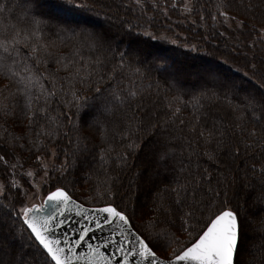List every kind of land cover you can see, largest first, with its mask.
Listing matches in <instances>:
<instances>
[{
    "label": "snow or ice",
    "instance_id": "1",
    "mask_svg": "<svg viewBox=\"0 0 264 264\" xmlns=\"http://www.w3.org/2000/svg\"><path fill=\"white\" fill-rule=\"evenodd\" d=\"M21 2L25 6L32 5L33 15L41 6L39 0ZM96 3L98 0H66V6L53 4L52 7L65 15H78L77 10L94 12ZM149 3L152 9L167 15V0L163 7L159 0H121V6L126 11L139 10L142 16L147 15ZM182 6L189 14L195 9L193 0H184ZM171 7H177L175 0ZM240 7L251 11L253 5L240 0ZM230 8L231 5L226 4L225 0L216 4V12L219 17H223V23L231 26L234 22L239 29L247 28L245 20L237 19V15L231 14ZM6 11H9L8 7L0 4V13ZM109 11L111 9L103 12L105 21L112 22L107 27L92 19L77 22L84 27L79 32L73 30L74 43L67 55L43 41L40 20H32L30 28L19 30L7 22L0 24V75L15 89L9 96L3 95L8 91V84L0 89V117L6 119L10 115L15 116L19 106L22 117L28 121V131L17 136L5 129L6 135L0 140L13 150L17 146L25 148L24 144L17 142L26 140L28 147L25 150L38 153L35 159L38 168L43 171L40 181H36L38 170L25 169L22 175L30 178L31 189L25 188L17 178V169H24L19 156L15 157V162H10L8 153L0 147V166L6 173L5 177L0 178V264H264V216L247 220L238 211L224 206L212 211L220 202L219 198L227 196L229 184L237 183L238 178L229 175L231 169L229 173L222 172L219 177H214L209 168L202 167L198 162L195 170L192 166V157L201 154V142L203 155L213 163L219 160L222 152L233 160L240 159L242 148L245 154L256 149L264 153V74L254 83L253 77H248L252 83L251 90L239 102H235L237 86L229 70L219 65L203 69L206 90L199 97H194L193 119L188 125L189 132L196 138V146L193 147V140H188V161L181 160L177 167L173 163L177 155L175 145L168 140L160 144L158 163L166 172L172 173V178L155 193V215L144 221L143 231L136 228L134 217L126 209L107 202L111 192V184L107 180L102 182L106 185L103 192L100 186L94 189L95 195L90 202L96 201V206L92 208L77 203L65 186H57L46 197H40L41 184L48 182L50 171L58 172L63 177L74 163L73 158L88 151L87 138L83 141L77 139L73 143L68 133L64 132L71 146L64 152V163L59 166L50 163L44 154L47 147L44 141L57 138L64 127L59 115L53 116L49 107L50 100L58 95L57 79L60 71L65 73V77L59 79H65L71 86L68 91L72 99L65 101L66 106L71 105L78 110L87 106L94 112V124L106 143L99 152L101 162L108 163L115 151L108 143L109 136L112 140L118 135L121 140L131 141L125 145L126 152L116 157L120 164L127 165V153L135 152L138 147L132 139L134 126L136 132L145 133L156 127L155 124L141 127L144 120L138 119L134 113L130 114L132 101L142 92L130 79L129 86H124L126 71L134 75L140 72L127 58V53L120 52L118 60L115 56L110 60L102 56L85 60L83 53L85 50L91 53L111 51L114 37L110 29L113 24H118L117 31L124 36H143L153 40L164 37H157L146 27L140 30V24H133L124 18L117 19L109 15ZM95 14L101 15L100 12ZM211 18L217 21V15ZM151 20L148 17L145 23ZM252 28L257 37L252 45L255 47L257 43L264 42V24L260 28L255 25ZM134 43L141 45L144 41L135 40ZM191 50L196 51V46L192 45ZM49 59H54L58 65L56 72L48 70ZM109 63L112 67L100 75ZM42 67L44 71H41ZM251 68L255 71L256 65L253 63ZM217 73L223 79L218 78ZM244 75L248 76V73ZM104 80L113 81L114 84L109 83L103 89L93 87ZM44 81H48L51 87ZM75 83L94 91L91 101L89 97L82 96L79 90H73ZM59 92L68 94L63 89H59ZM202 99H222L232 113L234 123L214 119L211 127H208L207 114L200 111L203 108L200 103ZM173 105L174 101L168 102L171 113L168 123L175 125L182 109ZM41 121L44 123L41 124ZM179 124L185 125V121L179 119ZM34 125L40 131H34ZM73 129H77V126L73 125ZM8 136H11V140ZM213 144L215 147H210ZM51 156H56L55 150ZM252 160L250 165L245 162L247 166L241 179L245 187L255 193V201L264 204V157L257 161L253 156ZM222 188L224 191H221ZM37 198L41 199L40 203H36ZM222 203L226 204L227 201ZM73 208L86 223L82 222L78 228L69 231L67 216ZM105 226H109L108 236L103 237L100 243H91V240L96 239L94 233L103 231ZM249 229L259 234V245L254 242L249 245ZM193 231L196 232L195 238L188 239L192 237ZM185 235L188 238L182 239ZM81 248L86 251H80ZM109 248L112 249L111 254H108Z\"/></svg>",
    "mask_w": 264,
    "mask_h": 264
},
{
    "label": "trees",
    "instance_id": "2",
    "mask_svg": "<svg viewBox=\"0 0 264 264\" xmlns=\"http://www.w3.org/2000/svg\"><path fill=\"white\" fill-rule=\"evenodd\" d=\"M40 1L48 3L50 6L53 4H64L66 6V0ZM159 2L163 7L165 0H159ZM219 2L220 0H193L195 9L189 17L184 13L182 6L184 0H175L177 4L176 8L171 7L173 0H167L169 9L167 10V15H164L162 11L152 9L150 3L146 10V16H142L139 10L134 12L126 11L121 6V0H98L94 12L77 10L79 13L78 15H67V17L72 16L73 18L92 19L89 13L94 14L100 12L102 15L103 12L111 9V11L108 12L109 15L117 19L124 18L130 20L133 24H140V30L146 27L157 37H164L163 39L158 38L153 40L143 36L136 37L132 35L128 37L122 34L117 45L111 46V51L91 53L85 50L83 53L85 60H89L96 56L107 57L109 60L115 56L118 60L120 52L127 53V58L131 60L135 68L140 69V72L138 75H134L126 71L123 77L124 86H129L130 79L142 92V95L132 101L130 114L134 113L138 119L144 120V125L141 127H147L150 124H155L156 127L153 131L145 133L144 131L136 132L134 126V135L132 139L137 142L138 147L135 152L127 153V165L120 164L116 157L117 154L126 152L125 145L131 141L121 140L118 135L115 140H112L109 136L108 143H111L115 151L112 153L108 163L105 164L101 162L99 160V152L102 147L106 146V143L102 140L101 134L94 124V112L87 106L79 110L71 105L66 106L65 101H71L72 99L68 91L71 86L65 79H59V77H65V73L60 71L57 79L58 95L50 100L49 107L53 116L59 115V118L64 122V127L60 129L57 138L44 141L47 146L44 154L48 156L49 160L52 159L53 163L57 166L64 163V152L71 147L69 145V139L64 137V132L68 133V137L73 140V143H75L77 139L83 141L84 138H87L88 151L74 157V163L70 160L72 166L68 168V171L63 177H61L58 172L50 171L48 185L51 187V191H54L57 186H65L73 199L86 206L94 207L96 206V201L90 202L91 197L95 195L94 189L100 186V190L103 192L106 185H103L102 182L107 180L111 184V192L107 202L114 203L120 208L126 209L128 214L134 217L133 223L136 228L143 231L142 225L144 221L148 220L150 216L155 215L153 212V201L156 198L155 193L169 182L172 178V173L155 171L149 180H144V170L139 178L133 176L134 167L140 165L144 169L147 168V163H149V161L147 160L148 158L145 152L151 151V147L155 144L154 140L157 142L160 140L159 138H166L175 145L177 152L175 164L177 167L181 160L185 162L188 161V140H193V147L196 146V138L192 136L188 128L189 122L193 119L194 97H199L200 94L206 90L204 77H200L198 82L195 81L191 83L189 81L187 82V80L185 81V79L180 76L175 78L174 73L179 71L178 68H173L169 72L164 73L163 71L166 70L167 66L173 65L175 62L173 61L174 59L170 60L167 55L172 54L173 57L175 56L179 59L183 58L185 60L195 61L194 64L198 63V61L210 64L212 60L216 66L219 65L222 68L228 69L229 74H233V80L237 86L234 96L235 102H239V99H242L247 92L251 90L252 83L249 82L248 77H253L254 83L257 81L256 78H260V75L264 73V62L260 59L264 53V42L257 43L255 47L252 46L253 41L257 40L252 26L255 25L256 28H260L261 25L264 24V0H245V3L250 2L253 5L251 11L242 9L240 7V0H225L226 4L231 5L229 9L231 14L237 15V19L245 20V23L248 25L245 29L237 28L239 30L235 31H229L226 23L222 21L223 17L218 16L216 4ZM13 3V0H0V4L6 5L9 9V11L0 13V24L7 22L10 25H15L19 30L30 28L32 26V20H40L42 21L40 27L42 29L43 41L54 45L55 50L62 51L65 55L71 51L74 43V38L72 36L73 30L79 32L80 29L56 25L45 19L40 11L37 10H35L36 15H33L30 4L27 6L22 4V10L20 8H13ZM113 9L118 11L117 15L112 13ZM54 10L61 16L65 15L56 8H54ZM85 14L88 17H86ZM200 15H202L203 21L199 20ZM213 15H217V21L212 20L211 17ZM148 17H151L152 20L145 23ZM95 21L97 24H101L100 20ZM172 27L176 28L177 33L182 36L173 34ZM221 33H223V35H221ZM135 40H141L144 41V43L136 45L134 43ZM229 40L236 46L234 51H232L229 46ZM192 45L196 46V51L191 50ZM251 48H256L257 52H252L254 53L255 61L248 64V54H244L242 51L243 49H245V51H250ZM141 52L146 53L148 56H150V54L158 55L162 59L156 61L145 59L140 55ZM168 59L170 60L169 64L167 62ZM253 63L256 65V69L252 72L251 65ZM205 64L201 66H205ZM47 67L49 71L56 72L58 65L55 63L54 59H49L47 61ZM111 67L112 65L109 63L107 68H105L100 75H103L104 72ZM41 71H44L43 67ZM245 73H248V76H245ZM251 74H254V76ZM97 79H99V77H97ZM44 83L51 87L48 81H44ZM109 83L114 84L113 81L104 80L99 84H94L93 87L98 86L103 89L107 88ZM5 84H8V91H5L3 95L9 96L15 89L2 75H0V89H2ZM59 89H63L64 92L68 94L64 95L60 93ZM73 90H79L80 94L89 97L90 101L95 95L92 89L79 83H75V88ZM169 101H174L173 106L182 109L175 125L168 123L171 114L168 107ZM11 102L15 103V100ZM41 103H43V101H41ZM200 103L203 105L200 111L207 114L208 127H211L214 119H223L228 124L234 123L233 115L222 99L220 101L202 99ZM179 119H183L185 125H180ZM43 123L44 122L41 121V124ZM27 125L28 121L22 117L20 107L18 106L15 116L10 115L6 119L0 117V137L6 135L5 129H7L8 133L20 136L25 131H28ZM73 125H76L78 130L73 129ZM33 129L37 132L40 131V128L35 125ZM181 129L183 130L181 131ZM8 139L11 140V136H8ZM20 143L24 144L25 148L28 147L26 140L17 142V144ZM182 146L183 151L181 152ZM0 147L8 153L10 162H15V157L19 156L20 162L24 165V169H17V178L19 179V174L21 173L20 181L22 184L26 181V178L22 177V172L25 169H39L35 159L38 153H36L35 150L27 151L25 148H20L18 146L13 150L8 144H5L3 140H0ZM210 147H215V145L213 144ZM53 150L56 152L54 158L51 156ZM199 151L201 153L199 156L192 157L193 170H195V165L198 162L202 167L209 168L214 177H219L222 172L226 173L227 169H231L234 174L239 173L238 176L240 180L238 183L233 184V187L229 184L226 189L227 196L222 195L219 198L220 202L216 204V207L213 208L212 211L215 212L224 206L238 211L241 217L247 220L251 219L252 216H256V218L264 216V211H261L264 209V204L256 202L255 209H253V205L251 209L246 205L249 200L247 195L251 191L253 192V190L245 187V182L241 179L244 176V170L247 166L245 162L250 165V163L253 162V156L259 161L264 157V153L256 149L254 151L249 150L248 153L245 154L242 148L240 159L233 160L222 152L219 160L213 163L208 161L207 157L203 155L202 142ZM5 176L6 173L4 168L0 166V177L2 178ZM137 182H139V185ZM137 190L140 192L139 195L137 194ZM221 191H224V189L222 188ZM223 201H227V203L223 204ZM195 235L196 232L193 231L192 237L187 238L194 239ZM250 242L251 239L249 237V245Z\"/></svg>",
    "mask_w": 264,
    "mask_h": 264
},
{
    "label": "rangeland",
    "instance_id": "3",
    "mask_svg": "<svg viewBox=\"0 0 264 264\" xmlns=\"http://www.w3.org/2000/svg\"><path fill=\"white\" fill-rule=\"evenodd\" d=\"M14 3H13V8H20V9H23V6H22V2L21 0H13ZM39 3H40V7H38L36 10L37 11H40V13L44 16L45 19L55 23L56 25H59V26H66V27H76L78 29H81L82 27H84L83 24H78L77 22L78 21H81L83 20L82 18H73L72 16H68L67 15H60L59 13H57L54 8L52 6H50L48 3H44L43 1H40L39 0ZM31 8H32V5H31ZM169 10V9H167ZM112 13L114 15H117L118 11L116 9H113L112 10ZM184 13L187 15V17L191 16V14L187 13L184 11ZM90 14V17L94 20H100L101 21V26H104V27H107V24L108 23H112L111 21H105V19L103 18V14L100 15V16H97L95 13L92 14V13H89ZM168 14V12H167ZM86 15V14H85ZM86 17H88L86 15ZM84 18V17H83ZM199 20L203 21V17L202 15H200V18ZM223 21V19H222ZM175 22V21H174ZM226 26L228 27V30L229 31H235V30H239L237 29L236 27V24L232 22L231 26H229V24H226ZM117 28H118V24H113V27L111 28L110 32H111V35L114 37L113 39V42H112V45H117V42L119 41V38L122 36V33L117 31ZM172 33L173 34H176V35H179V36H182L180 34L177 33L176 31V28H173L172 27ZM228 36V35H227ZM184 37V36H183ZM236 38H238L237 36H235ZM186 38V37H185ZM211 38V37H210ZM111 45V46H112ZM229 46L231 47V50L234 51L236 49V46L233 45V43L231 42V40H229ZM244 54H248V64L249 63H252L254 62L255 58H254V53L257 52L256 48H251L250 51H245V49H243L242 51ZM254 52V53H252ZM143 58L145 59H152L154 61L158 60V59H162L160 56L158 55H151L148 56L146 53L144 52H141L140 54ZM169 56V59L170 60H173L175 61L173 65H168L166 70L163 71L164 73L165 72H169L170 70H172L173 68H178L179 71H177V73H174L175 75V78L177 76H180L182 78L185 79V81L187 80V82H195L197 81L198 82V79L201 77H204V72H203V69L209 67V66H216V64L211 60L212 63H202L200 61H198V63L194 64L195 61H189V60H185L183 58H176L175 56L173 57L172 54H169L167 55ZM167 60L168 64L170 63L169 61L170 60ZM262 59V61L264 62V53L262 55V57L260 58ZM180 62V63H178ZM194 64V65H193ZM205 66H201V65H204ZM175 65V66H174ZM193 65V66H191ZM253 72V69L251 70ZM178 74V75H177ZM264 74V73H263ZM218 78L220 79H223V76H221L219 73L216 74ZM231 76V78L233 79L234 76L233 74H229ZM252 76H254V74H251ZM178 78V77H177ZM256 78V77H255ZM257 80H259V78H256ZM221 116V115H220ZM222 118H224L223 116H221ZM155 139V138H154ZM160 140H158L157 142H155L154 140V143L153 144V147H151V151H147L145 152V155L147 156V160L149 161V163H147V168L144 169L142 166L140 165H136L134 167V171H133V176L136 178L140 177L141 173L143 172L144 170V180H149V178L153 175V173L155 171H160V172H163L165 171V169L158 163V159H157V152L159 151V147H160V144L164 141V140H168L166 138H159ZM169 141V140H168ZM50 163H53L52 159L49 160ZM175 163V161L173 162ZM38 170V175L36 176V181H40L41 177L43 176V171L40 170V169H37ZM229 169H227V172L228 173ZM239 173H235L231 170L230 172V175L231 176H236L238 178V181L240 180L239 179V176H238ZM21 173L19 174V179H21ZM22 177L26 178V181L23 183L24 184V187L25 188H28V189H31V182L30 181V178H28L27 176H24L22 175ZM1 178V177H0ZM238 183V182H237ZM137 184L139 185V182H137ZM232 187L234 186L233 184H231ZM235 188V187H234ZM250 189V188H248ZM51 187H49L48 185V182L47 183H43L41 184V192H40V197H45L49 191H51ZM252 190V189H251ZM137 194L139 195L140 192L139 190H137ZM130 195V194H129ZM250 195V196H249ZM249 197V200H248V203L246 204L250 209H251V206L253 205V209L256 208V201H255V193L254 192H250L248 193L247 195ZM41 202V199L40 198H37L36 200V203H40ZM251 218V217H249ZM253 218H256V216H252L251 219ZM249 219V220H251ZM142 228V227H141ZM249 237L251 239V242H250V245L254 242L256 243L257 245H259L261 243V241L259 240V234L258 233H254L253 231H251V229H249ZM182 239H186L187 236H183L181 237ZM161 255H165V253H160Z\"/></svg>",
    "mask_w": 264,
    "mask_h": 264
},
{
    "label": "water",
    "instance_id": "4",
    "mask_svg": "<svg viewBox=\"0 0 264 264\" xmlns=\"http://www.w3.org/2000/svg\"><path fill=\"white\" fill-rule=\"evenodd\" d=\"M75 200V199H74ZM77 203H80L77 201ZM85 208H92L90 206H85ZM86 223V221L83 220V217L82 216H77L76 215V211L75 209L73 208L69 213H68V216H67V229L69 231H71V229H74V228H78L80 226V223ZM114 227V225H113ZM109 234V226H105L104 230L103 231H96L94 233L96 239L95 240H91L90 242L93 243V244H96V243H100L101 242V239L103 237H106L108 236ZM80 251H86L85 248H81ZM112 253V249L109 248L108 249V254H111Z\"/></svg>",
    "mask_w": 264,
    "mask_h": 264
}]
</instances>
